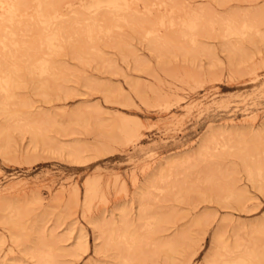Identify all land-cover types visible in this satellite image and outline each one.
Segmentation results:
<instances>
[{
    "label": "rangeland",
    "instance_id": "obj_1",
    "mask_svg": "<svg viewBox=\"0 0 264 264\" xmlns=\"http://www.w3.org/2000/svg\"><path fill=\"white\" fill-rule=\"evenodd\" d=\"M23 3L0 264H264V0H58L37 50Z\"/></svg>",
    "mask_w": 264,
    "mask_h": 264
},
{
    "label": "bare ground",
    "instance_id": "obj_2",
    "mask_svg": "<svg viewBox=\"0 0 264 264\" xmlns=\"http://www.w3.org/2000/svg\"><path fill=\"white\" fill-rule=\"evenodd\" d=\"M25 1V0H24ZM57 2H58V0H37V4H38V9H36L35 11H37L38 10V14H39V19L37 18V22H38V24L36 25L35 24V26L36 27H34L33 25H32V22H31V28H33L34 27V30L36 31H34L35 33H33V35L31 34L30 36H32V38H33V40H34V42L32 41V39H31V37H29V39H31L30 41H32L33 43H36V41L40 44V43H42L44 40H45V38L47 37V34L48 33H50L51 35H53V36H55V37H57V36H60L62 33H64L65 35H66V32H67V29H70V24H68V23H61V24H59V25H56V26H45L44 24H43V22H42V15H45V16H51V14H52V12H53V10H55V8H56V4H57ZM5 3V5H3ZM27 3V2H26ZM28 3H29V0H28ZM25 5V3H23V0H0V7H3V8H5V10H6V12H7V14H9V17H8V15H7V18L6 17H4V16H2V14L0 13V16H1V19H0V30L2 29V30H4V31H1V32H3V33H1L0 32V79L2 80V82H3V86H2V89H1V91L3 90L4 92H5V94H6V96L7 97H3V99H5V101H7V99L8 100H10V99H12L13 98V96L12 95H10V92H12L11 91V89L12 88H14V86H17V84L19 85V83L20 82H17V74H18V72L19 73H21L22 74V70L24 71V73H25V70H27V69H29V68H27L26 67V65H28V64H26V62H24V60H22V59H19V58H21V57H23V56H21V57H17V55H19L18 53H13V51L11 50V46H16L17 48H19V50L20 51H22V49H24L25 48V42H19V40H17L16 39V37H17V34H16V32H14V30H12V29H9V27H11V26H9L8 24V27H6L3 23H4V21H9V20H13V19H15V16H17L18 14H17V11H18V6L19 5ZM5 6V7H4ZM22 6V7H23ZM21 7V8H22ZM26 7V6H25ZM3 8H2V10H3ZM7 8V9H6ZM21 8H19V9H21ZM1 12V11H0ZM5 12V11H4ZM18 12H20V11H18ZM261 13V12H260ZM4 15V14H3ZM17 18H18V16H17ZM33 19V18H32ZM16 20V19H15ZM20 20V19H19ZM24 20V19H23ZM34 20H35V18H34ZM6 21V22H7ZM11 22H14V21H11ZM36 22V21H35ZM40 23L42 24V26H40ZM23 24H24V22H23ZM4 25V26H3ZM18 25V24H17ZM30 25V23L27 25V27ZM13 26V25H12ZM23 27H24V25H23ZM38 27V28H37ZM18 28V27H17ZM16 28V29H17ZM25 28V27H24ZM23 28V29H24ZM36 28V29H35ZM28 29H30V28H28ZM13 32H12V31ZM32 29H30V31H31ZM24 31H25V29H24ZM22 32V31H21ZM33 32V31H32ZM24 34V33H23ZM77 34H80V32L79 33H77ZM21 36V35H20ZM79 36V35H78ZM23 38V37H22ZM21 39V38H20ZM25 39V38H24ZM28 42V41H27ZM31 42V43H32ZM31 43H27V44H29V46H30V44ZM31 44V46L33 47V48H35V46L37 45V43L36 44ZM37 46H39V45H37ZM37 46H36V48H35V50H37L38 48H37ZM28 47V46H27ZM29 48V47H28ZM32 48V50H34ZM16 50H18V49H16ZM18 50V51H19ZM28 50V49H27ZM35 50H34V52H35ZM58 50V48L57 47H55L54 49H51L50 50V52H56ZM17 51V52H18ZM19 51V53H21ZM38 52H39V50H38ZM17 54V55H16ZM25 54L26 53H24V51H23V54L22 55H24L25 56ZM28 55V54H27ZM27 56H25V59L27 60V58H26ZM32 60V59H31ZM49 60V59H48ZM51 61V60H50ZM52 62V61H51ZM43 63H44V65H43ZM41 65V64H40ZM52 65V64H51ZM54 65V64H53ZM52 65V66H53ZM29 66V65H28ZM30 67V66H29ZM34 67H36V66H34ZM39 66H37V68H38ZM54 67H56V66H54ZM59 69V68H58ZM30 70V69H29ZM37 70V69H36ZM39 70H40V73L41 74H44V73H46L47 74V72L50 70V63L48 62V61H44V62H42V67L41 68H39ZM56 70V69H55ZM51 71V70H50ZM27 72V71H26ZM28 72H30V71H28ZM29 74H31V73H29ZM53 74V73H52ZM51 74V75H52ZM58 74V73H57ZM61 74V73H60ZM60 74H59V76H60ZM28 75V74H27ZM50 75V76H51ZM46 76V75H45ZM57 76V75H56ZM15 77H16V79H15ZM19 77H20V75H19ZM52 77H54L53 75H52ZM51 77V78H52ZM57 78H59V77H57ZM56 79V78H55ZM54 79V80H55ZM51 80V79H50ZM53 80V79H52ZM57 80V79H56ZM18 81H19V79H18ZM44 81V80H43ZM41 82V80L39 81V82H41V84L42 83H45V82ZM57 81H59V80H57ZM53 83V82H52ZM47 83H45V84H42V86L43 85H46ZM49 85V84H48ZM48 85H46V87L45 88H48L47 86ZM39 87V86H38ZM44 88V89H45ZM42 90V89H41ZM42 92H43V90H42ZM45 92V91H44ZM1 98V97H0ZM7 98V99H6ZM10 98V99H9ZM4 101V100H3ZM2 101V102H3ZM4 101V102H5ZM1 102V103H2ZM8 102V101H7ZM0 103V104H1ZM3 105V104H2ZM2 105H1V107H2ZM7 105H9V103L7 104ZM12 106H14L13 105V102H12ZM19 111V110H18ZM18 111H16V113L18 112ZM2 112V111H1ZM13 114H14V111H13ZM10 115L9 114V117H6L7 118V121H10V119L11 118H14L15 116L14 115ZM19 115V114H18ZM12 116V117H11ZM14 116V117H13ZM19 117H22L21 115L19 116ZM12 120V119H11ZM21 120V119H20ZM15 121V120H14ZM13 122V121H12ZM25 123V122H24ZM8 124H11V123H8ZM8 124H6L5 123V125L0 129V138H2V139H5L4 141H7V142H9V140H8V138H9V130L11 129L10 128V126L8 125ZM15 129H16V127H15ZM22 130H23V127H22ZM26 130V129H25ZM12 131V130H11ZM24 131V130H23ZM12 140V139H11ZM2 142V141H1ZM7 142H5V145L3 144V148H5L4 146H6V143ZM12 142V141H11ZM11 142H10V144H11ZM7 148V147H6ZM1 149H2V147H1ZM9 149H11V148H9ZM3 150H6V149H3ZM12 150V149H11ZM13 151V150H12ZM71 152H73V151H71ZM3 153H5V152H3ZM74 153V152H73ZM71 154V153H70ZM6 156V155H5ZM249 162V161H248ZM251 164H253L254 165V167H255V164L254 163H250V165ZM256 164H257V162H256ZM259 164V163H258ZM261 164H262V162H261ZM249 165V166H250ZM252 165V166H253ZM253 168V167H252ZM262 169V168H261ZM160 170V169H159ZM158 170V171H159ZM158 171H157V173H158ZM162 172H163V170H161ZM253 171V170H252ZM161 172V173H162ZM254 172H256V171H254ZM156 173V172H155ZM155 173H152L149 177H148V179L146 180V184L148 183V185L150 186V184L151 183H149L150 181H151V179L153 178V177H155V176H158V175H156ZM160 173V172H159ZM163 175V174H162ZM252 175V174H251ZM160 176H161V174H160ZM253 176V175H252ZM262 176H263V174H262ZM158 178V177H157ZM252 178V177H251ZM263 178V177H262ZM156 179V178H155ZM155 179H153V181H152V183L153 182H155L154 180ZM254 180H255V178H254ZM257 181H258V179H257ZM145 184V185H146ZM154 184V183H153ZM144 185V186H145ZM143 186V187H144ZM154 186V185H153ZM151 187V186H150ZM228 187V186H227ZM147 188H148V186H147ZM229 188V187H228ZM233 188V187H232ZM139 189V188H138ZM137 189V190H138ZM144 189H145V187H144ZM146 190V189H145ZM149 190V189H148ZM229 190V189H228ZM141 191L143 192L144 190H142L141 189ZM230 192V191H229ZM140 193V192H139ZM138 193V194H139ZM227 193V192H226ZM235 193V192H234ZM137 194V195H138ZM224 194V193H223ZM235 194H239L238 192L237 193H235ZM229 195V194H228ZM139 196H141V195H139ZM143 197V196H142ZM219 197V196H218ZM221 197V196H220ZM225 197V196H224ZM135 198H137V197H135ZM134 198V199H135ZM143 198H145V197H143ZM233 198H235V197H233ZM237 198V197H236ZM238 198H239V196H238ZM221 199V198H220ZM141 200V199H140ZM222 200V199H221ZM240 200V199H239ZM135 201V200H134ZM144 201V200H143ZM230 201V200H229ZM242 201V200H241ZM220 202H222V201H220ZM138 203V202H137ZM140 203V202H139ZM141 203H142V201H141ZM224 204H225V202H223ZM242 204V203H241ZM139 205V204H138ZM244 206V205H243ZM241 207V206H240ZM140 208V207H139ZM140 210V209H139ZM139 210H138V212H139ZM147 210V209H146ZM141 211V210H140ZM203 211V210H202ZM206 211V210H205ZM144 212V211H143ZM148 212V211H147ZM211 213V212H210ZM201 214H203V213H201ZM212 214V213H211ZM138 215V214H137ZM146 215H147V213H146ZM198 215V214H197ZM200 215V214H199ZM145 216V215H144ZM201 216V215H200ZM209 216V215H208ZM211 216V215H210ZM213 216V215H212ZM143 217V216H142ZM199 217V216H198ZM171 219V217L169 216L168 217V219ZM211 218V217H210ZM156 220H157V218H155ZM163 219V218H162ZM162 219L160 220V219H158V222H159V220H160V222L162 221ZM194 219V218H193ZM192 219V220H193ZM204 218H197L196 220H195V223H197L196 224V226L197 225H199L200 223L202 224H205V222H203L204 220H203ZM206 219V218H205ZM215 219V218H214ZM213 219V220H214ZM9 220V219H8ZM155 220V221H156ZM141 221V220H140ZM206 221H208V222H206V224L208 223H210L209 222V220H207L206 219ZM164 222V221H163ZM171 223V222H170ZM194 223V222H193ZM192 223V224H193ZM11 224H13V221L11 222ZM263 225H264V223H262ZM155 225V224H154ZM190 225V224H189ZM263 225H261V222H260V226L261 227H259L258 229H260V231L258 232V233H260V234H264V227H263ZM190 226H195L194 224L193 225H190ZM259 226V225H258ZM156 227H158V226H156ZM190 228V227H189ZM208 228V227H207ZM206 228V229H207ZM178 229V228H177ZM183 229V228H182ZM182 229H180V230H182ZM219 229V228H218ZM217 229V230H218ZM257 229V228H256ZM255 229V230H256ZM183 230H185V229H183ZM182 230V232H178L179 233V236H180V234L183 236V239H182V236H181V240L183 241V240H185L186 239V237H187V239H188V236H186L187 234H189V232H190V230L188 229V230H186L187 232H185V231H183ZM220 230V229H219ZM218 230V231H219ZM218 231H215V232H217V233H214V240L213 241H215V242H217V245H218V243H219V240L218 239H221V238H219V233L220 232H218ZM258 231V230H257ZM185 233H187L186 235H183V234H185ZM256 233V232H255ZM177 236H178V234H177ZM176 236H175V234H174V237L173 238H175ZM179 238H177V240H178ZM187 239H186V241H187ZM176 240V239H175ZM181 240H179L178 241V243L181 241ZM173 241H174V239H173ZM222 241V240H221ZM171 243H168V249L166 250V248H165V251L167 252V251H174V246H177V245H175L172 241H170ZM177 242V241H176ZM186 243V242H185ZM161 244V243H160ZM164 244H165V240H164ZM187 244V243H186ZM180 245V244H179ZM188 245V244H187ZM215 245H216V243H215ZM214 245V246H215ZM216 245V246H217ZM190 246V245H189ZM215 246V247H216ZM217 247H219V246H217ZM216 247V248H217ZM188 248V247H187ZM189 249V252L191 251L190 250V247L188 248ZM176 250V249H175ZM217 250V249H216ZM255 251V250H254ZM257 251V250H256ZM177 252V251H176ZM217 252H219V250L217 251ZM217 252H215V253H217ZM257 252H259V251H257ZM256 252V253H257ZM255 253V252H254ZM260 253V252H259ZM167 254V257H171L170 256V254L167 252L166 253ZM165 254V255H166ZM169 254V255H168ZM255 255V254H254ZM259 255H262V254H259ZM171 259V258H170ZM188 259V258H187ZM253 259H256V258H253ZM167 260H168V258H167ZM172 260H174V259H172ZM251 260V259H250ZM257 260V262L258 263H261L260 261V259H256Z\"/></svg>",
    "mask_w": 264,
    "mask_h": 264
}]
</instances>
